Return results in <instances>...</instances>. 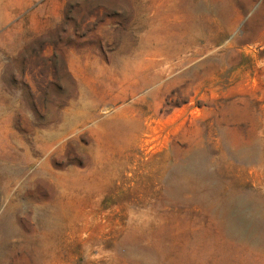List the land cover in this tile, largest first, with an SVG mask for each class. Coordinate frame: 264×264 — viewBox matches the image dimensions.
Returning <instances> with one entry per match:
<instances>
[{"label": "rangeland", "instance_id": "374dc122", "mask_svg": "<svg viewBox=\"0 0 264 264\" xmlns=\"http://www.w3.org/2000/svg\"><path fill=\"white\" fill-rule=\"evenodd\" d=\"M1 248L264 264V0H0Z\"/></svg>", "mask_w": 264, "mask_h": 264}, {"label": "bare ground", "instance_id": "6f19581e", "mask_svg": "<svg viewBox=\"0 0 264 264\" xmlns=\"http://www.w3.org/2000/svg\"><path fill=\"white\" fill-rule=\"evenodd\" d=\"M259 153L257 151L246 155L245 159L254 161L257 159ZM167 187L168 190L171 192L174 188L176 190H183V189H189L193 192H202L205 195H208L209 192H214L213 188L206 187V179L202 176H198L196 174L193 175L192 172L184 171L182 168H177L174 170V172L171 174L167 181ZM211 187V186H210ZM221 208V206H220ZM219 208V210H221ZM222 211V210H221ZM223 212V211H222ZM229 217V216H228ZM47 217H45V220ZM58 221L60 222H65L67 219L66 214H61L58 216ZM2 229L4 231V234H10V233H15L17 231V225L16 222L14 221L12 215H11V209L8 208L6 212L3 214V219H2ZM231 229V227H229ZM12 236V235H11ZM13 237V236H12ZM4 248H1L0 250V264H3L4 262Z\"/></svg>", "mask_w": 264, "mask_h": 264}]
</instances>
